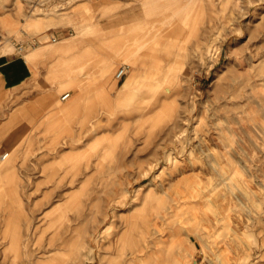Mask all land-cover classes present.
I'll list each match as a JSON object with an SVG mask.
<instances>
[{
    "label": "rangeland",
    "instance_id": "1",
    "mask_svg": "<svg viewBox=\"0 0 264 264\" xmlns=\"http://www.w3.org/2000/svg\"><path fill=\"white\" fill-rule=\"evenodd\" d=\"M80 1L0 0V49L46 43ZM190 1L161 81L146 73L128 97L59 111L73 92L0 74V264H264V104L223 87L235 55L264 46V0Z\"/></svg>",
    "mask_w": 264,
    "mask_h": 264
},
{
    "label": "crops",
    "instance_id": "2",
    "mask_svg": "<svg viewBox=\"0 0 264 264\" xmlns=\"http://www.w3.org/2000/svg\"><path fill=\"white\" fill-rule=\"evenodd\" d=\"M192 15L190 0L76 2L65 24L49 27L57 40L27 46L23 51L19 49L20 42H16L15 51H8L12 45L6 51L0 49L1 78L14 86L36 79L53 87V93L45 95L49 97L66 89L69 91L63 95L73 92L74 98L69 103L56 105L59 111L81 99L120 100L141 90L146 73L157 75L150 79L153 84L161 81V68L166 65L162 43L169 41L168 29L177 24L184 26ZM9 18L16 28L18 16ZM162 26L166 28L164 37ZM123 63H128L130 69L118 78L115 69ZM141 96L154 97V94ZM15 123L18 121L11 123L10 129Z\"/></svg>",
    "mask_w": 264,
    "mask_h": 264
},
{
    "label": "bare ground",
    "instance_id": "3",
    "mask_svg": "<svg viewBox=\"0 0 264 264\" xmlns=\"http://www.w3.org/2000/svg\"><path fill=\"white\" fill-rule=\"evenodd\" d=\"M263 9L264 8H262V10ZM262 10L259 13H261ZM257 29H258L257 30L258 31L257 36H255V34L252 33L253 35H252L251 39H253L255 37L256 38L255 42L263 41V43H264V13L260 14V21L258 22ZM251 32H253V28H252ZM4 37L9 38V36H7V35H5ZM44 37L48 38V41L46 43H50L53 41V37H55V36L54 35L51 36L50 33H46L44 35ZM251 42H250V44H251ZM253 45H254V41L252 42L250 48L249 49L247 48L248 49L247 52L242 50L241 53L235 55L234 67L231 70L232 77H231L229 83L227 84V86L226 85L223 86L225 88V91L228 92L229 95H231V97H235L238 99V100H236L238 105L242 104V102L244 101L243 99L249 100L252 97L258 98L259 101H262L264 104V83L262 84L261 82H258L257 81V80H259L258 78L254 79L255 75L256 76L257 75H261V76L264 75V73H262V72H264V46L260 44L257 46L258 47V49H257ZM8 47H9V45L5 44V46L3 48L4 51L8 50ZM248 47H249V45H248ZM252 79H253V82H252ZM261 79H262V81L264 80V78H261ZM254 81H257V82H254ZM259 83H261V84H259ZM241 106L242 105H240V107ZM210 150H211V151H209L210 154H214L215 158L216 157L220 158L222 156L230 158V157L234 156L233 150H231V149L220 151L219 149L215 150L214 148L211 147ZM250 155H252V154H250ZM3 157H4V155H3ZM4 158H6V157H4ZM218 165H220V164H218ZM213 195H214V191L211 190L208 193V198H210ZM149 235H150L149 228L144 229L142 232V237H141L142 242L140 244L139 243L134 244V246L131 247V249H134V251H136L137 250L136 247L139 245L141 247L147 246V242H145V241H148V239L150 237ZM149 252H154L155 254H158V250H156V249H152ZM124 261H125V259H124ZM126 264H136L135 259L134 260L131 259L129 261L127 260ZM137 264H139V263H137Z\"/></svg>",
    "mask_w": 264,
    "mask_h": 264
},
{
    "label": "built area",
    "instance_id": "4",
    "mask_svg": "<svg viewBox=\"0 0 264 264\" xmlns=\"http://www.w3.org/2000/svg\"><path fill=\"white\" fill-rule=\"evenodd\" d=\"M57 38L58 37H53V40H57ZM1 39H2V37L0 36V41H1ZM27 46L29 47V46H33V43H29L28 45H26V44H24V43H21L20 42V44H19V49L21 50V51H23V50H25L26 48H27ZM129 69H130V65L128 64V63H123V64H121L120 65V67L117 69V71H116V76L118 77V78H122L128 71H129ZM70 92H67V93H65L64 95H63V98L65 99V98H68L69 96H70ZM8 154L9 153H5L4 154V157H7L8 156Z\"/></svg>",
    "mask_w": 264,
    "mask_h": 264
}]
</instances>
